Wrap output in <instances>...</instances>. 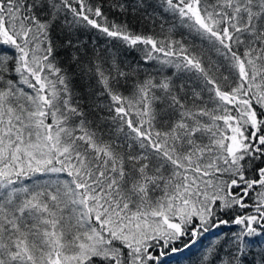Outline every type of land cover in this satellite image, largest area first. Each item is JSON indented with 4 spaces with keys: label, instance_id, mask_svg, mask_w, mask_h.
I'll use <instances>...</instances> for the list:
<instances>
[{
    "label": "snow or ice",
    "instance_id": "snow-or-ice-1",
    "mask_svg": "<svg viewBox=\"0 0 264 264\" xmlns=\"http://www.w3.org/2000/svg\"><path fill=\"white\" fill-rule=\"evenodd\" d=\"M0 264H264V0H0Z\"/></svg>",
    "mask_w": 264,
    "mask_h": 264
},
{
    "label": "trees",
    "instance_id": "trees-1",
    "mask_svg": "<svg viewBox=\"0 0 264 264\" xmlns=\"http://www.w3.org/2000/svg\"><path fill=\"white\" fill-rule=\"evenodd\" d=\"M128 22L137 28L141 26L140 22L138 20L133 19L131 15L128 17Z\"/></svg>",
    "mask_w": 264,
    "mask_h": 264
}]
</instances>
